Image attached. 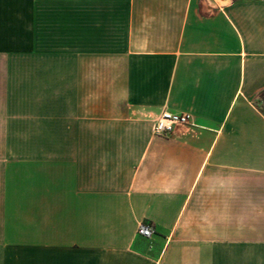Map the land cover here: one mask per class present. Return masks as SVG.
<instances>
[{"label":"crops","instance_id":"0c3cea01","mask_svg":"<svg viewBox=\"0 0 264 264\" xmlns=\"http://www.w3.org/2000/svg\"><path fill=\"white\" fill-rule=\"evenodd\" d=\"M24 16L0 13V264H264V0H32L31 51ZM163 111L191 123L156 136Z\"/></svg>","mask_w":264,"mask_h":264},{"label":"rangeland","instance_id":"374dc122","mask_svg":"<svg viewBox=\"0 0 264 264\" xmlns=\"http://www.w3.org/2000/svg\"><path fill=\"white\" fill-rule=\"evenodd\" d=\"M17 0H0V13L7 16L9 13H12L13 11H23L25 14V18L23 20L24 24V34L22 38L24 39V46L26 51H31L30 48H32V0H18V6H16ZM2 18V17H1ZM4 23L3 20H0V26ZM21 22L19 24H22ZM4 33L1 32L0 28V44L2 41L5 42ZM260 108L262 111H264V97L260 98ZM235 231V230H234ZM243 232L248 233L249 236H264V229L263 230H243Z\"/></svg>","mask_w":264,"mask_h":264},{"label":"built area","instance_id":"2783aa9c","mask_svg":"<svg viewBox=\"0 0 264 264\" xmlns=\"http://www.w3.org/2000/svg\"><path fill=\"white\" fill-rule=\"evenodd\" d=\"M190 123L191 119L188 115L163 111L154 123L153 132L156 136L166 138L171 136L178 126L189 125ZM137 232L138 235L150 239L155 235L156 229L150 223H142Z\"/></svg>","mask_w":264,"mask_h":264},{"label":"water","instance_id":"95a60500","mask_svg":"<svg viewBox=\"0 0 264 264\" xmlns=\"http://www.w3.org/2000/svg\"><path fill=\"white\" fill-rule=\"evenodd\" d=\"M223 5H232L236 0H219Z\"/></svg>","mask_w":264,"mask_h":264}]
</instances>
